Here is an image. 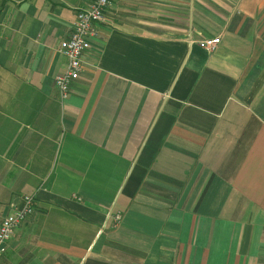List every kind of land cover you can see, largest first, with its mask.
Wrapping results in <instances>:
<instances>
[{"label":"crops","instance_id":"crops-1","mask_svg":"<svg viewBox=\"0 0 264 264\" xmlns=\"http://www.w3.org/2000/svg\"><path fill=\"white\" fill-rule=\"evenodd\" d=\"M91 2L0 0V264H264V0H111L63 100Z\"/></svg>","mask_w":264,"mask_h":264},{"label":"built area","instance_id":"built-area-1","mask_svg":"<svg viewBox=\"0 0 264 264\" xmlns=\"http://www.w3.org/2000/svg\"><path fill=\"white\" fill-rule=\"evenodd\" d=\"M111 0H92L91 4L79 9L75 15L73 28L69 36L60 43L59 50L67 63L63 73L58 74L55 86L61 99H67L73 82L80 78L83 55L90 50L92 40L98 34V27L105 22ZM220 42L219 38L200 42L202 47L213 50ZM33 197H22V205L15 207L0 222V260L6 252L8 242L15 230L26 223L33 215Z\"/></svg>","mask_w":264,"mask_h":264}]
</instances>
